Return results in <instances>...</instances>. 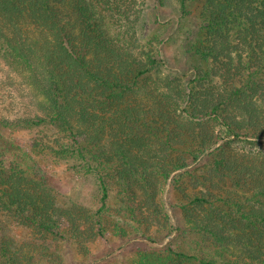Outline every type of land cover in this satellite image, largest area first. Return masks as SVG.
Wrapping results in <instances>:
<instances>
[{"label": "trees", "instance_id": "obj_1", "mask_svg": "<svg viewBox=\"0 0 264 264\" xmlns=\"http://www.w3.org/2000/svg\"><path fill=\"white\" fill-rule=\"evenodd\" d=\"M125 6L0 0V58L30 93L25 115L0 119V264H64L66 240L95 264L109 235L170 236L169 178L193 246L132 264H264V157L229 146H264V0H206L200 26L185 27L196 64L154 83L163 63L139 17L108 18ZM25 130L39 134L19 143ZM67 164L92 179L87 203L59 204L53 171Z\"/></svg>", "mask_w": 264, "mask_h": 264}, {"label": "rangeland", "instance_id": "obj_2", "mask_svg": "<svg viewBox=\"0 0 264 264\" xmlns=\"http://www.w3.org/2000/svg\"><path fill=\"white\" fill-rule=\"evenodd\" d=\"M85 1L103 7L106 6L108 0H103L106 3L103 2L102 4L97 0H92V3L88 0ZM125 4L126 6L119 11L114 10L112 14H108V18L125 19L124 22H128L127 19H138L139 17L140 23H143L140 32H138L139 37L143 39L142 42L149 44V48L153 53L159 55L158 57L163 63L157 70L150 73L147 83L156 82L154 79L162 77L165 73L186 74L188 76V68L196 64L197 61L183 51L185 27L188 26L189 29H193L196 25L200 26L201 19H204L208 13L206 0H195L193 2H185L184 0H125ZM105 13L107 14V12ZM241 49L243 50L240 47ZM28 94H30L28 88L21 84L19 77L14 72L12 73L5 67L0 58V119L3 117L9 119L14 115H25L26 112L20 108L19 103L29 101ZM12 107L14 109L10 110ZM207 127L214 129V131L219 130V127L210 123ZM35 134L39 133L35 130L18 131L16 139L19 143H27V139H32ZM58 137L59 135L56 139ZM229 146L232 152L264 157V146L249 147L240 142H232ZM70 165L72 164L54 169L52 180L53 187L59 193V204L66 205V207L70 205L69 198H75L79 193L83 199L82 201L87 203L95 190L92 179L79 181V171L77 169L70 170ZM175 200L177 199L173 188H171L169 178L166 182L162 201L168 215H170L169 220L172 228L170 236H153L152 241L138 237L137 241L126 243L127 238L119 239L109 235L106 237L108 242L99 241L97 249V245L90 249V253L95 259L107 256L105 259L98 260L95 264H132L137 258V252L151 249L163 250L167 248L166 246L169 243L175 249L182 251L190 249L193 246L195 237L190 231L191 226L184 216L173 209L172 205ZM144 229L146 228H141L142 231ZM132 237L130 236L129 239ZM59 246L64 264L92 263V258L80 253L77 244L73 241L66 240L60 243Z\"/></svg>", "mask_w": 264, "mask_h": 264}]
</instances>
